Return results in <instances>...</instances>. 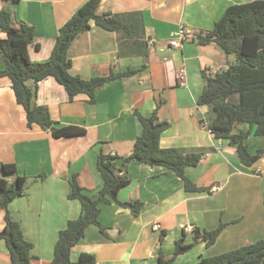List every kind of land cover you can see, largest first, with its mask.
Instances as JSON below:
<instances>
[{
    "label": "crops",
    "instance_id": "0c3cea01",
    "mask_svg": "<svg viewBox=\"0 0 264 264\" xmlns=\"http://www.w3.org/2000/svg\"><path fill=\"white\" fill-rule=\"evenodd\" d=\"M86 1L0 0V7L12 12L16 24L35 28L29 55L43 61L51 55L59 28ZM248 1L102 0L98 13L140 12L144 30L139 27L129 37L92 23L68 50L71 73L89 79L111 71L136 72L99 88L94 103L86 93L70 99L54 77L37 84L35 103L46 106L60 126L83 127L79 135L54 137L38 124L28 126L11 79L0 77V162L14 163L18 174L28 176L24 195L10 202L8 210L34 245L31 264H48L60 231L81 214L79 200L69 198L70 177L75 174L84 192L95 196L103 183L98 154L126 157L132 153L142 131L137 111L155 112L159 120L169 122L161 147L176 148L184 155L201 154L200 162L188 166L186 175L202 189L187 190L183 179L165 166L131 161L127 167L131 182L119 191L118 199L139 203V211L117 201L104 204L100 226L89 225L73 246V261L86 252L96 257L97 264H158L160 251L168 259L173 257L180 237L189 242L196 228L212 230L221 223L225 227L215 244L207 246L199 238L171 264H194L201 257L264 237V153L252 166L243 164L237 147L209 129L216 119L213 107L199 103L205 76L227 69L237 57L215 41L200 43L198 37L214 27L228 6ZM180 25L189 38L172 46ZM0 37L5 33L0 31ZM3 66L0 55V69ZM27 83L36 86L32 79ZM238 129L250 131L246 143L252 154L264 149V136L255 135V126L245 122ZM0 176L9 183L16 179L1 169ZM6 211L0 208V230ZM0 264H12L4 239H0Z\"/></svg>",
    "mask_w": 264,
    "mask_h": 264
},
{
    "label": "trees",
    "instance_id": "16d2710c",
    "mask_svg": "<svg viewBox=\"0 0 264 264\" xmlns=\"http://www.w3.org/2000/svg\"><path fill=\"white\" fill-rule=\"evenodd\" d=\"M101 1L87 0L76 10L59 28L51 55L43 61L32 60L29 55L35 28L23 22L16 24L12 12L0 7V31L5 33V37H0V55L4 59L0 77L8 76L11 79L17 101L25 109L28 126L38 124L49 130L54 137L75 136L85 131L81 126H60L51 118L46 106L35 103L37 84L43 79L54 77L64 86L70 99L86 93L90 97L89 101L94 103L99 88L136 72L111 71L108 75L89 79L71 73L72 60L68 50L75 38L89 30L92 23L107 30L123 31L129 37H133L139 27L142 32L144 30L140 12L100 14L98 7ZM198 41L203 44L215 41L227 54H235L237 57L236 62L231 63L227 69L205 76L206 85L199 103L212 106L216 113V119L209 125L215 137L228 139L237 147L241 162L252 166L264 153V149L252 154L246 143L250 131L238 129V126L246 122L250 127L255 126L256 136H264V0L228 6L214 27L205 35H199ZM136 42L139 41L136 39ZM36 46L40 47L38 44ZM143 52L146 54L147 50ZM30 79L34 80L36 86L27 83ZM137 115L142 131L132 153L126 157L104 152L98 154L97 167L103 183L95 196L84 192L75 174L70 177L69 198L79 200L82 211L78 218L69 220L60 231L54 257L48 264H97L96 257L86 252L81 253L77 261H73L71 250L83 238L89 225L100 226L99 215L104 204L117 201L122 206L131 207L135 213L139 211V203L118 199L119 191L131 182L127 167L133 160L173 170L183 179L189 191L202 189L186 175L187 167L197 165L201 154L184 155L176 148L161 147V135L169 127V122L159 120L155 112L144 115L137 111ZM118 159H121L119 166ZM0 169L6 175H16L13 183L0 176V208L7 210L0 239L6 242L12 264H31L34 245L26 239L20 223L12 218L8 210L10 202L24 195L28 176L18 174L14 163L0 162ZM224 227L225 224L221 223L212 230L200 231L196 228L191 241L186 242L184 236L176 240L172 258H166L160 251L158 264H171L178 255L189 251L199 238L207 246H212ZM194 264H264V237L214 256L201 257Z\"/></svg>",
    "mask_w": 264,
    "mask_h": 264
},
{
    "label": "built area",
    "instance_id": "2783aa9c",
    "mask_svg": "<svg viewBox=\"0 0 264 264\" xmlns=\"http://www.w3.org/2000/svg\"><path fill=\"white\" fill-rule=\"evenodd\" d=\"M176 39H173L170 43L172 46H178L180 42H183L189 38L188 32L183 25H180L178 31L176 32ZM180 40V41H179ZM184 76V69L181 70V77Z\"/></svg>",
    "mask_w": 264,
    "mask_h": 264
},
{
    "label": "rangeland",
    "instance_id": "374dc122",
    "mask_svg": "<svg viewBox=\"0 0 264 264\" xmlns=\"http://www.w3.org/2000/svg\"><path fill=\"white\" fill-rule=\"evenodd\" d=\"M28 183V182H27ZM192 240V239H191Z\"/></svg>",
    "mask_w": 264,
    "mask_h": 264
}]
</instances>
